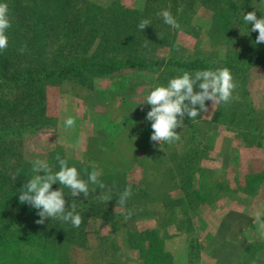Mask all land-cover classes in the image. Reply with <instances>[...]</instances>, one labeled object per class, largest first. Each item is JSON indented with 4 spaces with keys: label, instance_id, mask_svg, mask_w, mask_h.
Segmentation results:
<instances>
[{
    "label": "rangeland",
    "instance_id": "1",
    "mask_svg": "<svg viewBox=\"0 0 264 264\" xmlns=\"http://www.w3.org/2000/svg\"><path fill=\"white\" fill-rule=\"evenodd\" d=\"M146 1L74 0L62 22L77 47L90 44V53L95 48L94 37L117 6L139 11L145 19L156 18L169 40L163 44L157 31L155 41L140 51L156 63L166 64L176 55L177 59L199 58L222 67L227 56L264 52V47L253 42L258 33L250 31L251 25L243 20L251 11L257 18L264 16V0L195 2L188 11L179 6L175 16L170 0L160 4L154 15L144 12ZM8 2L26 11L48 9L49 4L47 0ZM219 2L234 8L235 23L230 36L225 32L226 39L214 25ZM165 9L176 18L179 29L164 23L159 13ZM170 39L176 44L175 52L166 47ZM19 66L24 68V64ZM173 77L166 69L154 67L124 69L94 77L85 85L47 84L42 101L19 102L12 116L0 117V174L9 173L13 161L1 152L14 140L15 151L25 162L40 159L48 163V156L60 154L69 166L92 164L101 176L112 175L132 188L124 211L118 204L121 192L111 203H100L110 216L105 223L90 210L78 213L80 205L88 208L82 206L84 201H68L67 206L75 205V212L83 218L78 228L67 222L59 240L70 264H141L137 246L142 240L146 247V237L155 235L170 256L169 264H264V246L249 251L264 242V225L257 221V214L264 221V67L241 69L247 100L255 108L254 127H244L238 120L231 125L211 122L216 105L211 107L206 101L209 112L193 121L196 132H191L185 117L184 127L176 129L178 141L152 142V129L146 141L142 113L150 106L140 103ZM237 85L234 94L238 95L243 88L238 81ZM0 91L2 100L10 90ZM69 117L76 122L72 128L64 123ZM33 121L40 122L39 129L22 128ZM161 151L163 159L156 165L152 159ZM101 194L95 192L91 200L98 201ZM127 210L132 215L126 219ZM24 253L26 259L38 255L28 249Z\"/></svg>",
    "mask_w": 264,
    "mask_h": 264
},
{
    "label": "trees",
    "instance_id": "2",
    "mask_svg": "<svg viewBox=\"0 0 264 264\" xmlns=\"http://www.w3.org/2000/svg\"><path fill=\"white\" fill-rule=\"evenodd\" d=\"M8 1L0 0V2L8 4L11 19L15 17L16 20L12 21V27L7 33L9 46L6 51L0 53V89L10 90L7 97L0 100V110H5L0 112V117L12 116L19 102L42 101L44 99L43 87L47 84L49 86L56 83L74 82L85 85L94 77H103L124 69L144 71L159 67L178 76L185 71L194 73L197 70L226 67L243 89L240 88L238 95L234 94L236 99L232 102L216 105L211 122L231 125L233 121L238 120V122H242L244 127H254L255 108L247 100L248 94L243 84L244 78L241 77V69L244 66L252 65L264 67V52L255 54L244 52L227 56L222 67L199 58L177 59L175 58L176 55L166 64L163 61L152 62L146 60L140 51L143 49L142 47H147L149 43L155 41L157 31L160 34L158 39L165 44L169 40V37L165 35L167 30L164 27L161 28L162 25L155 21L156 18L148 17L147 19L151 21V28L149 30L145 28L141 31L138 24L145 18L140 15V12L117 6L107 16L100 31L94 37L95 48L89 53L88 46L90 44L77 47L73 34L62 22L70 12L74 0H47L48 9L42 8L39 11H26V7L12 6ZM165 1L147 0L144 12L149 10L148 12L154 15L161 7L160 4ZM213 1L218 2V0H170L175 6L174 16L177 14L179 6L184 5L187 10L190 9L192 3L211 4ZM216 4L218 5V12L215 14L214 25L218 35L226 39L228 35H231L235 23L233 22L234 15L231 12L234 8L229 3L222 5L219 2ZM225 32L228 35H225ZM166 44L168 50L176 51L174 39H170V42ZM255 45L264 47V43H255ZM25 46V51L21 52L20 49ZM19 63L20 65L24 64L23 69H20ZM15 94L17 95L15 100L14 98L11 100L10 96L13 95L14 97ZM148 111L149 109L142 113L141 123L142 134L145 140L147 139L146 141H149L148 137L151 131V122L145 119ZM194 120L187 118V122L191 123L189 126L191 132H196L197 124L193 123ZM39 125V121H33L27 126H22V128L30 126L39 129ZM193 136L195 135L193 134L191 137ZM138 140H141L140 137ZM14 143V140H11L7 150L1 152V154L8 155L13 162L9 173L0 174V264H70L66 248L59 241L64 235L67 222L48 219L44 224H37L35 223L39 219L36 214L37 210L19 202L18 196L23 190V185L34 173L32 172V162H25L22 159V156L15 151ZM56 156H48L50 158L48 164L54 172L59 170ZM163 156L162 151L155 153V157L152 159L154 164L158 165ZM76 168L85 180H87V173L97 171L92 164L88 163L81 164ZM100 179L105 184V189L90 185V190L95 188V191L90 192L87 198L82 194L80 197H72L68 188L64 186L61 188L67 201L75 198L79 202L84 201L82 206L88 205L86 209L80 205L78 213L90 210L92 214L105 223L110 218L109 213L101 209L99 205L103 202L99 198H97L98 201L91 200L94 193L101 194L103 192L102 194H104L111 189L113 200L118 198L119 193L124 191L127 185L112 175H100ZM52 188L53 190L59 189L60 185L58 183L53 184ZM109 203L111 202L109 201ZM146 239V247H143L142 240L137 246L139 247L141 264H169L171 262L170 256L164 252L162 242L158 237L155 235L152 238L146 237ZM260 246H264V242L252 246L249 251H255ZM27 249L38 253V255L26 259L24 250Z\"/></svg>",
    "mask_w": 264,
    "mask_h": 264
},
{
    "label": "clouds",
    "instance_id": "3",
    "mask_svg": "<svg viewBox=\"0 0 264 264\" xmlns=\"http://www.w3.org/2000/svg\"><path fill=\"white\" fill-rule=\"evenodd\" d=\"M159 15L165 24L174 29H179L180 24L167 9L162 10ZM243 20L251 25L250 31L257 32L255 43H264V16L257 18L256 12L251 11L244 14ZM151 25V21L143 19L138 24L139 30H144ZM12 27L10 9L7 3L0 2V53L7 50L9 46L8 30ZM25 47L20 49L25 51ZM238 87L231 71L224 67L218 69L197 70L194 73L183 72L181 75L168 80L166 85H158L144 98L141 105L147 104L150 110L146 113L145 119L151 122L152 142L158 144H172L180 139L177 128L184 127V119H195L201 114L209 112L206 101L211 102V107L218 104H228L236 97L234 92ZM69 128L75 126V120L71 117L64 121ZM59 170L53 171L52 167L45 160H34L32 162V172L34 175L23 185V190L19 193L18 199L21 204H27L36 209L39 219L37 224H44L48 219H58L62 222H70L78 228L83 218L75 212V205H68L65 194L61 186L70 190L72 197H80L81 194L87 198L90 192V185H95L100 189H105V184L100 179L97 171L87 173V180L81 177L80 171L69 166L68 161L56 156ZM59 184L60 188L53 190V184ZM91 191H95L92 188ZM132 196L131 186H127L119 195L118 204L122 211L125 210L127 201ZM99 199L107 203L112 200L111 189L102 194ZM131 210H127L125 218H130ZM257 221L260 215L257 214Z\"/></svg>",
    "mask_w": 264,
    "mask_h": 264
}]
</instances>
